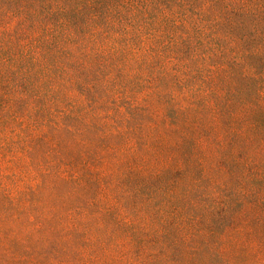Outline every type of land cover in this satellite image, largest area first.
<instances>
[{"label":"trees","instance_id":"trees-1","mask_svg":"<svg viewBox=\"0 0 264 264\" xmlns=\"http://www.w3.org/2000/svg\"><path fill=\"white\" fill-rule=\"evenodd\" d=\"M0 149L109 228L53 263L230 264L264 242V0H0Z\"/></svg>","mask_w":264,"mask_h":264},{"label":"rangeland","instance_id":"rangeland-1","mask_svg":"<svg viewBox=\"0 0 264 264\" xmlns=\"http://www.w3.org/2000/svg\"><path fill=\"white\" fill-rule=\"evenodd\" d=\"M31 171L25 154L12 157L8 149H0V264H57L56 259L69 254L70 233L109 234L107 226L79 213L71 199L55 197L45 188L33 193ZM259 240H241L242 253L230 255V264H263L264 242Z\"/></svg>","mask_w":264,"mask_h":264}]
</instances>
